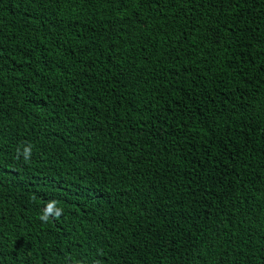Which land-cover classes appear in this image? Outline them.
Here are the masks:
<instances>
[{
	"label": "trees",
	"instance_id": "trees-1",
	"mask_svg": "<svg viewBox=\"0 0 264 264\" xmlns=\"http://www.w3.org/2000/svg\"><path fill=\"white\" fill-rule=\"evenodd\" d=\"M0 264H264V0H0Z\"/></svg>",
	"mask_w": 264,
	"mask_h": 264
},
{
	"label": "clouds",
	"instance_id": "clouds-1",
	"mask_svg": "<svg viewBox=\"0 0 264 264\" xmlns=\"http://www.w3.org/2000/svg\"><path fill=\"white\" fill-rule=\"evenodd\" d=\"M22 147V151H21ZM32 144L31 143H26L23 146H18L16 149V158L20 159L22 156L25 162H30L31 155H32ZM56 201L52 200L49 201L43 210V214L39 217L41 221L47 222L49 219V216H55L59 217L61 215L62 209L56 208Z\"/></svg>",
	"mask_w": 264,
	"mask_h": 264
}]
</instances>
